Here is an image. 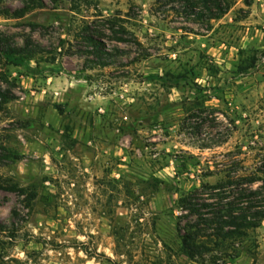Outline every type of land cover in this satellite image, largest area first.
Wrapping results in <instances>:
<instances>
[{
    "label": "rangeland",
    "instance_id": "rangeland-1",
    "mask_svg": "<svg viewBox=\"0 0 264 264\" xmlns=\"http://www.w3.org/2000/svg\"><path fill=\"white\" fill-rule=\"evenodd\" d=\"M24 1L0 0L1 48L42 50L0 58V264H196L174 251L179 199L264 178V0L217 19L202 0L6 15ZM249 235L254 259L229 264H264V221Z\"/></svg>",
    "mask_w": 264,
    "mask_h": 264
},
{
    "label": "trees",
    "instance_id": "trees-1",
    "mask_svg": "<svg viewBox=\"0 0 264 264\" xmlns=\"http://www.w3.org/2000/svg\"><path fill=\"white\" fill-rule=\"evenodd\" d=\"M202 1L208 11L217 10L209 19L220 18L229 8L227 4L223 6L225 0ZM45 7L44 0H25L20 8L6 15L18 19ZM41 51L40 47L0 46V58L20 66ZM11 99L0 89V111ZM240 170L233 169L214 184L195 186L179 199V208L185 214L177 217V238L173 243L177 254L196 264H229L228 260L242 256L254 259L257 246L249 233L264 221V178L256 171L240 173ZM209 173L211 176L212 172ZM183 219L186 223L182 226Z\"/></svg>",
    "mask_w": 264,
    "mask_h": 264
}]
</instances>
